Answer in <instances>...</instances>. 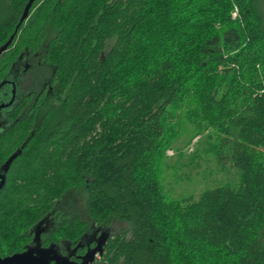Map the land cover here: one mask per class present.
Masks as SVG:
<instances>
[{"label":"trees","instance_id":"obj_1","mask_svg":"<svg viewBox=\"0 0 264 264\" xmlns=\"http://www.w3.org/2000/svg\"><path fill=\"white\" fill-rule=\"evenodd\" d=\"M28 2L0 0V49L14 36L0 84L40 56L56 92L26 97L0 135V169L17 154L0 192L2 252L21 251L74 192L86 221L73 215L52 238L123 224L103 264H264V0H36L20 24ZM191 102L238 186L168 200L159 166Z\"/></svg>","mask_w":264,"mask_h":264},{"label":"rangeland","instance_id":"obj_2","mask_svg":"<svg viewBox=\"0 0 264 264\" xmlns=\"http://www.w3.org/2000/svg\"><path fill=\"white\" fill-rule=\"evenodd\" d=\"M238 10L233 12V18ZM39 57L31 58L29 73L24 75L29 90L36 94L42 89L43 82L51 76L48 66L39 64ZM48 100H53L51 95ZM197 106L191 102L174 114L173 123L168 131L170 146L165 150L159 166L162 191L168 200H197L205 191L221 186H238L237 171L223 170L217 161L214 147L218 143L217 132L200 118ZM39 112V118L44 113ZM228 167V166H227ZM69 209L85 214L86 197L70 192L66 196ZM115 232L123 224L113 226Z\"/></svg>","mask_w":264,"mask_h":264},{"label":"flooded vegetation","instance_id":"obj_3","mask_svg":"<svg viewBox=\"0 0 264 264\" xmlns=\"http://www.w3.org/2000/svg\"><path fill=\"white\" fill-rule=\"evenodd\" d=\"M29 61H31V59H23L16 66L14 74L6 79L4 85H0V106L9 105L12 102L10 106L4 108L0 112V135L6 130V127L12 123L11 118L8 115H10L16 106L24 103L26 97H31V101L34 104H37L40 101L44 103V96L48 99L52 95L54 99L56 85L54 84L53 75L43 82V87L40 89L39 93L36 94L34 91L29 90L24 77V75L28 74L30 70ZM38 62L41 64L40 60H38ZM13 98L14 100H12ZM44 105H42L43 108L45 107ZM28 106L29 105H27V107ZM22 113L24 114L25 112ZM5 170L6 167L3 166L0 169V174L5 175ZM65 198L66 197L59 202L55 212L45 217L29 232L27 236H30L31 238L30 240L25 241L26 243L23 245L21 251L14 253H11L10 251L7 253L2 252V249L0 248L2 259L11 257L17 253H25L27 251H31L34 256H38L40 252L42 254L44 253L42 252L43 249L49 250L52 248L50 252L44 253L47 254L48 264H56V261L52 260L54 258L64 260L62 261L63 264H65V262L69 264H87V261L85 260L86 255L98 247L101 237L103 234H106L107 238L106 242L103 244L102 254L99 252L92 263L103 264L106 246L113 235L117 233L113 230L114 228L106 231L101 228H96L95 225H93L94 228L92 231L80 229L74 235H78L79 237L76 236L74 239L62 237L55 241V239L52 238L53 231L63 222L71 221L73 215L81 217L84 222L86 221V214L82 215L79 212L69 209V206L65 203ZM89 264H91V262H89Z\"/></svg>","mask_w":264,"mask_h":264},{"label":"water","instance_id":"obj_4","mask_svg":"<svg viewBox=\"0 0 264 264\" xmlns=\"http://www.w3.org/2000/svg\"><path fill=\"white\" fill-rule=\"evenodd\" d=\"M35 1L36 0H29L28 4L26 5L24 9L22 18L20 20V24L29 17L30 10L33 4L35 3ZM13 39H14V36H12L10 40L0 49V56L2 53H4L9 48V46L12 44ZM12 100H14V98ZM9 105H1L0 112L2 109L8 107ZM16 157H17V154L13 155L7 161L6 166H9V164H11ZM4 185H5V177L0 174V191L3 189ZM106 238H107V235L103 234V236L100 239L98 247L86 255L85 260L87 261V264H89V262H91V264L93 263V261L95 260V256L98 252L102 254V250H103L102 248H103V244L106 242ZM50 251L51 250L49 249L47 253ZM52 260H55L56 264H63L62 261H64V260H61L60 258H54ZM0 264H48V258H47V254H44V253L42 254L40 252L38 256H34V254L31 251H27L25 253L15 254L5 259H2L0 256ZM65 264H69V263L65 262Z\"/></svg>","mask_w":264,"mask_h":264},{"label":"bare ground","instance_id":"obj_5","mask_svg":"<svg viewBox=\"0 0 264 264\" xmlns=\"http://www.w3.org/2000/svg\"><path fill=\"white\" fill-rule=\"evenodd\" d=\"M5 83H6V82L4 81V82H2L0 85H4ZM11 104H12V103H11ZM11 104H10V105H11ZM10 105H9V106H10ZM2 110H3V109H2ZM10 158H11V157H10ZM10 158H9V159H10ZM6 163H7V162H6ZM6 163H5L4 166L6 167V170L8 171V167H9V166H6ZM9 165H10V164H9ZM6 170H5V175H6V173H7ZM1 175H2V174H1ZM5 175H3V176L5 177ZM5 181H6V180H5ZM0 192H1V191H0ZM50 250H52V248H50ZM47 251H48V249H43V250H42V252H44V253H47ZM98 253H99V252H98ZM98 253H97V254H98ZM17 254H18V253H17ZM97 254H96V255H97ZM14 255H15V254H14ZM0 256H1V253H0ZM95 257H96V256H95ZM1 258H2V257H1Z\"/></svg>","mask_w":264,"mask_h":264}]
</instances>
